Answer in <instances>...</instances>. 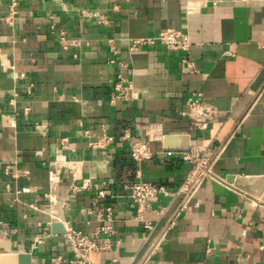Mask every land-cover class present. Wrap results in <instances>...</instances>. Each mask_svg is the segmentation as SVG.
Masks as SVG:
<instances>
[{
	"label": "crops",
	"instance_id": "0c3cea01",
	"mask_svg": "<svg viewBox=\"0 0 264 264\" xmlns=\"http://www.w3.org/2000/svg\"><path fill=\"white\" fill-rule=\"evenodd\" d=\"M52 26L80 41L79 48L64 51ZM164 29L189 35L198 73H184V54L158 44L131 49ZM263 40L264 1L0 0V241L29 253L33 264H50L53 256H71L58 232L68 226L97 234L101 245L109 241L90 254L94 264H139L174 219L149 264H264V202L221 181L264 177ZM112 48L116 64L109 62ZM119 63L133 81L134 98L111 105ZM21 73L26 81L16 78ZM195 93L220 113L204 130L184 115ZM151 127L163 139L149 143L153 156L142 165V179L171 194L153 206L163 216L147 215L156 226L147 241L130 199L137 180L130 146L146 142ZM85 130L95 137L105 130L115 142L94 151ZM63 137L75 149L68 156L78 163V184L93 179L106 198L95 189L72 191L66 176L53 190L50 165ZM195 150L210 161L214 178L204 179L180 211L184 199L173 194L193 168L183 157L195 158ZM37 235L45 238L35 246Z\"/></svg>",
	"mask_w": 264,
	"mask_h": 264
},
{
	"label": "built area",
	"instance_id": "2783aa9c",
	"mask_svg": "<svg viewBox=\"0 0 264 264\" xmlns=\"http://www.w3.org/2000/svg\"><path fill=\"white\" fill-rule=\"evenodd\" d=\"M16 3L12 7H14ZM194 8H191L190 11H194ZM14 8H10L9 17L14 14ZM51 33L56 35L59 38V43L64 51H70L79 48L80 41L76 39H70L66 36V31L64 29H58L55 26L51 27ZM158 44L163 47L168 52H178L184 54L181 59L184 73H198L196 66L190 59L189 53L192 48V42L189 35L176 31L173 29H164L158 33L155 38L147 39L145 41H135L131 49L136 51L141 45H155ZM261 48L264 49V40L259 44ZM112 57L109 62L111 64L117 63L118 51L111 49ZM75 58L78 57L77 53L73 55ZM120 64V73L116 77V81L112 88L109 102L111 105H116L118 102L127 101L134 98V84L129 76L123 74V64ZM11 68V67H10ZM18 80L26 81L27 75L24 73L16 74ZM28 94H32L31 87L28 89ZM188 112L184 115L198 125L201 129H206L208 124L213 120L219 117V111L212 105L204 101L202 93H195L187 100ZM30 109L25 108L24 114L27 115ZM44 124L37 126V131L42 133L44 131ZM84 135L88 138V147L94 151H104L108 149L114 142L115 137L110 135L105 130L98 135L94 136V133L90 130H85ZM147 141H135L130 146V157L132 161L137 166L136 177L137 180L130 187V199L132 206L137 209L136 220L143 224L147 235L145 240H149L152 234L154 233L156 226L153 221L147 218L148 214L158 215L159 217L163 216L164 210H157L153 206L161 201L165 196H169L171 193L163 185H157L153 183L146 182L142 179V165L145 162H148L152 159L153 153L150 149L151 141H161L163 135L161 130L158 127H151L146 132ZM128 140L131 138L129 133H126L123 137ZM75 152V149L71 146V141L69 137H63L60 142L59 152L50 165V182L53 186V190H56L61 183L62 177L66 176L70 180V188L72 191L79 193L86 190H97V195L100 198H106L108 196V191L99 188V185L93 179H84L82 184L79 185V166L76 161H73L69 158V154ZM195 158L190 154H185L183 159L186 162H193V168L188 174L183 185L173 194V198L177 199L182 197L183 203L180 207V211L185 210L190 203V200L195 193L196 188H198L204 179H213V173L211 171L210 161L197 150H195ZM5 174L11 176L10 167L5 168ZM13 178L18 179L19 175H13ZM220 180V179H219ZM225 181V179H221ZM226 183V181H225ZM50 202H56L54 198L49 197ZM112 208L106 209V216L109 220L112 219ZM91 213V212H89ZM103 212L98 213L100 219L103 218ZM178 213L177 216H179ZM174 219H172L166 228V231L161 235L155 243L152 244L147 255L139 264H149L152 255L157 249L159 242L166 234V232L173 226ZM104 231L109 232V234H114V230L111 227L103 228ZM97 234L92 236L85 235L80 231H77L71 227L67 226L65 237L68 241L69 249L71 252L70 257L63 255H56L50 258V264H94L90 260V254L94 251H101L108 248L109 241H102V245L96 240ZM45 235H37L35 237L34 245H39ZM115 261H112L110 264H114Z\"/></svg>",
	"mask_w": 264,
	"mask_h": 264
},
{
	"label": "water",
	"instance_id": "95a60500",
	"mask_svg": "<svg viewBox=\"0 0 264 264\" xmlns=\"http://www.w3.org/2000/svg\"><path fill=\"white\" fill-rule=\"evenodd\" d=\"M209 3L216 2H239V1H264V0H207ZM168 137L165 142H168V146L174 145L176 139ZM174 140V142H172ZM226 183L239 189L240 191L260 199L264 202V177H244L241 175H228L225 178ZM58 228L59 226H54ZM59 234H65L62 230L58 231ZM6 249L7 252L3 251ZM0 264H33L32 256L29 253H16L11 251V246L4 241H0Z\"/></svg>",
	"mask_w": 264,
	"mask_h": 264
}]
</instances>
